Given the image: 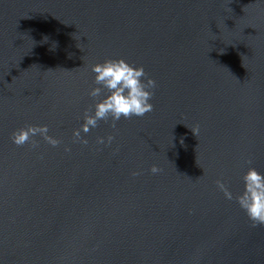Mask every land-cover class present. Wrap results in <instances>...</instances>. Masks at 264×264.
I'll return each instance as SVG.
<instances>
[{
  "label": "water",
  "instance_id": "water-1",
  "mask_svg": "<svg viewBox=\"0 0 264 264\" xmlns=\"http://www.w3.org/2000/svg\"><path fill=\"white\" fill-rule=\"evenodd\" d=\"M105 58L144 67L153 110L83 144ZM28 124L60 142L14 144ZM246 161L264 173V0H0V264H264L217 187Z\"/></svg>",
  "mask_w": 264,
  "mask_h": 264
},
{
  "label": "clouds",
  "instance_id": "clouds-1",
  "mask_svg": "<svg viewBox=\"0 0 264 264\" xmlns=\"http://www.w3.org/2000/svg\"><path fill=\"white\" fill-rule=\"evenodd\" d=\"M90 70L93 73V85L87 94L92 103L85 109L80 127L73 130L74 141L87 144V139L81 133L87 134L100 121L108 122L110 119V126L114 128L115 122L122 117H142L153 110L151 98L156 81L146 73L142 65L131 64L123 58H105L101 62L93 63ZM37 134L53 146L60 142L48 135L46 124H28L14 129L11 140L18 146L29 142L35 146L32 138ZM113 140L111 134L96 138L97 144L101 145H110ZM245 163L248 166L241 175L242 188L235 196L223 180L217 181V187L226 199H235L252 221L253 227L264 225V173L252 167L250 162ZM150 171L157 173L159 168L152 165Z\"/></svg>",
  "mask_w": 264,
  "mask_h": 264
}]
</instances>
